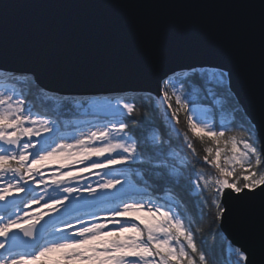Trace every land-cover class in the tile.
Returning a JSON list of instances; mask_svg holds the SVG:
<instances>
[{"label":"snow or ice","instance_id":"obj_1","mask_svg":"<svg viewBox=\"0 0 264 264\" xmlns=\"http://www.w3.org/2000/svg\"><path fill=\"white\" fill-rule=\"evenodd\" d=\"M0 75L11 83L0 90V264H264V149L253 140L264 82L257 121L241 113L233 69L221 66L171 69L155 88L96 98L43 87L25 69ZM91 175L95 186L81 184ZM41 201L12 218L10 208ZM257 202L258 230L247 222Z\"/></svg>","mask_w":264,"mask_h":264},{"label":"water","instance_id":"obj_2","mask_svg":"<svg viewBox=\"0 0 264 264\" xmlns=\"http://www.w3.org/2000/svg\"><path fill=\"white\" fill-rule=\"evenodd\" d=\"M262 5L264 0H0V71L29 70L43 87L62 93L106 94L155 88L163 73L190 65L232 68L242 113L247 109L259 121ZM255 137L264 149V124ZM4 209L0 204V215L8 213ZM247 222L259 229L258 202Z\"/></svg>","mask_w":264,"mask_h":264},{"label":"trees","instance_id":"obj_3","mask_svg":"<svg viewBox=\"0 0 264 264\" xmlns=\"http://www.w3.org/2000/svg\"><path fill=\"white\" fill-rule=\"evenodd\" d=\"M178 71H180V70H178ZM0 82H4L8 87H11V83L8 80H6L3 75H0ZM24 90L25 91L28 90V86L27 85L24 86ZM134 94H138V93L136 91L125 90V91H122V92L114 93L113 97H118V96H121V95H134ZM76 97H86V96L78 95ZM101 103H103V102H101ZM241 113H242V111H241ZM162 120H163V115L160 114L157 117V121L156 122H157V124H160L161 127H163V124L161 123ZM177 127L179 128L180 131H186L187 130V123H186V120L184 119V114H181V122H180V125H178ZM74 128H72V129L70 128L69 130L66 129L65 131H71V130H74ZM237 132H239L238 128L233 129L232 132L229 133V134L230 135L231 134H236ZM137 134H138V130H137ZM188 134H189L190 139H192L193 142L196 144L197 150L201 151L203 146L195 139V137L193 136V134L191 132H189ZM253 138H255L256 142H258L256 137H255V135L253 136ZM173 146H174V148H177V149H179L180 147H183V137L182 136L176 137L174 135V137H173ZM188 158L191 159L190 156ZM207 172L211 173V175H213V176L215 175L214 170L207 169ZM182 195L184 196V199H185V201L187 203V207H188L190 213L191 214H198L199 213V207L197 206L196 198L194 196L190 197L188 194H182ZM202 227L205 230L208 229V227H209L208 220L204 221ZM202 235H205V238L207 239L209 244H211L213 242V237L211 235H208L206 232L202 233ZM221 235L224 236L223 233H221ZM217 240H219V238H217ZM217 254H218V258H219V248L217 249Z\"/></svg>","mask_w":264,"mask_h":264},{"label":"rangeland","instance_id":"obj_4","mask_svg":"<svg viewBox=\"0 0 264 264\" xmlns=\"http://www.w3.org/2000/svg\"><path fill=\"white\" fill-rule=\"evenodd\" d=\"M3 73H7V72H3ZM5 87H8V86L4 82H0V90L4 89ZM71 95H73V96L83 95V96H86L89 98H96V97H103V96L113 97L114 93L113 94L112 93H106V94L82 93V94H71ZM70 128L72 129V128H74V126H69L67 128V130H69ZM83 131L86 132L87 129H84ZM66 133L69 136H74V137H79L82 134L81 131L76 130V127L74 128V130L66 131ZM253 140L255 141L256 147L258 148V142H256L255 138H253ZM56 167H57V165H51L49 168L44 169V171L46 173H48L50 171H54ZM73 170L75 171V169H73ZM84 175L88 176L89 174H84ZM97 180H98V177H96L95 175H91L89 180H85V179L81 178L80 182H81V184H87L89 182H92L93 186H95V182ZM48 191H49V193L52 192L51 189H49ZM33 194H36L38 196H45L44 191L40 188H36L35 186H33ZM52 194L53 195H62V193H52ZM21 195H23V194H21ZM85 195H86V193H85ZM45 199H47V196H45ZM42 205H43V201H41L40 204H33L30 209H26V208H24L23 204H21L18 208H12V210L10 209L11 210L10 212L14 213L12 218H15L16 214L23 215V213L25 211H31L33 213H37L42 208ZM5 215L6 216H4V218L6 220L8 218V215L7 214H5ZM47 218L48 217H45V219H47ZM85 219H88V217H85ZM57 227H63V225L57 224ZM49 231H52V228Z\"/></svg>","mask_w":264,"mask_h":264},{"label":"bare ground","instance_id":"obj_5","mask_svg":"<svg viewBox=\"0 0 264 264\" xmlns=\"http://www.w3.org/2000/svg\"><path fill=\"white\" fill-rule=\"evenodd\" d=\"M7 215H8V213H7Z\"/></svg>","mask_w":264,"mask_h":264},{"label":"built area","instance_id":"obj_6","mask_svg":"<svg viewBox=\"0 0 264 264\" xmlns=\"http://www.w3.org/2000/svg\"><path fill=\"white\" fill-rule=\"evenodd\" d=\"M82 133V132H81Z\"/></svg>","mask_w":264,"mask_h":264}]
</instances>
